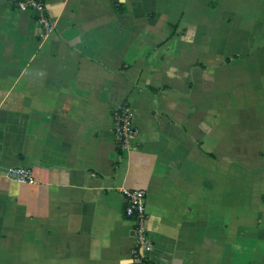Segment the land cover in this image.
I'll use <instances>...</instances> for the list:
<instances>
[{"label": "crops", "instance_id": "obj_1", "mask_svg": "<svg viewBox=\"0 0 264 264\" xmlns=\"http://www.w3.org/2000/svg\"><path fill=\"white\" fill-rule=\"evenodd\" d=\"M43 2L0 0V264H134L135 189L146 264H264V0Z\"/></svg>", "mask_w": 264, "mask_h": 264}, {"label": "built area", "instance_id": "obj_2", "mask_svg": "<svg viewBox=\"0 0 264 264\" xmlns=\"http://www.w3.org/2000/svg\"><path fill=\"white\" fill-rule=\"evenodd\" d=\"M9 2L19 11L30 12L41 40L55 31L56 22L49 17L43 0H9ZM132 119L131 110L126 105H120L112 112V130L115 140L122 149H128L134 137ZM5 176L18 183L35 182L31 169L27 167H8ZM123 205L124 215L132 221L131 231L135 240L131 249L132 261L134 264H146L145 256L151 250L152 243L147 234L145 192L141 189L123 190Z\"/></svg>", "mask_w": 264, "mask_h": 264}]
</instances>
